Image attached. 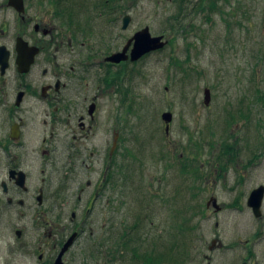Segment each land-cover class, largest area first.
<instances>
[{
    "label": "flooded vegetation",
    "instance_id": "obj_1",
    "mask_svg": "<svg viewBox=\"0 0 264 264\" xmlns=\"http://www.w3.org/2000/svg\"><path fill=\"white\" fill-rule=\"evenodd\" d=\"M118 3H96L94 15L83 20L69 0H0V264L117 262V219L125 212L118 174L132 166L135 154L133 147L124 149L113 108L106 111L113 118L104 120V102L113 104L117 86L148 56L131 60L133 35L122 49L115 43L117 25L121 21L128 32L124 20H132ZM126 47L127 61L108 60ZM232 139L223 140L219 156L224 162L219 158L217 173L209 179L217 184L234 177L235 184L227 185L234 190L244 186L242 177L257 164L244 158L238 168L236 155L245 138L237 145ZM245 144L248 152H258ZM208 187L207 211L219 216L228 206L216 186ZM261 188L239 191L230 205L234 210L246 206L259 226L242 242L250 249L243 264L255 255L256 235H263L264 190L260 211L248 203ZM129 230L140 231L141 223ZM215 237L211 250L223 246Z\"/></svg>",
    "mask_w": 264,
    "mask_h": 264
},
{
    "label": "rangeland",
    "instance_id": "obj_2",
    "mask_svg": "<svg viewBox=\"0 0 264 264\" xmlns=\"http://www.w3.org/2000/svg\"><path fill=\"white\" fill-rule=\"evenodd\" d=\"M104 1L69 4L85 20ZM211 1L217 5L212 13ZM118 6L132 17L128 32L121 21L117 25L119 49L145 27L153 36L165 35L169 44L129 71L113 104L104 102V120L113 118L106 112L113 108L124 149L133 147L135 154L132 166L118 174L125 211L117 219L119 236L141 223L140 231L129 232L116 264H207L208 258L212 264H243L250 249L242 242L259 226L245 203L239 210L230 205L239 191L264 185V0H120ZM168 112L173 118L167 132ZM232 136L234 145L245 138L236 155L238 168L244 158L257 164L234 190L227 186L234 177L217 184L209 179L217 173L223 140ZM247 142L258 152H248ZM208 186H216L228 206L219 216L207 211ZM260 223L264 227V220ZM215 236L223 246L211 250ZM255 238V255L247 264H264V230Z\"/></svg>",
    "mask_w": 264,
    "mask_h": 264
},
{
    "label": "water",
    "instance_id": "obj_3",
    "mask_svg": "<svg viewBox=\"0 0 264 264\" xmlns=\"http://www.w3.org/2000/svg\"><path fill=\"white\" fill-rule=\"evenodd\" d=\"M131 18L127 16L124 20V28H127V25L130 23ZM134 41L133 49L131 52V60L138 61L141 59L145 54L158 51L163 49L168 43L167 41L164 42L163 36H152L150 33L149 27H145L143 30L134 34L133 39L131 42ZM127 47L122 53L114 54L113 57L108 58L109 61L120 63L128 59L126 56ZM211 102V92L209 89L205 91V104L209 105ZM173 116L170 112L163 114V119L167 124L166 131L168 132L170 129V122L172 121ZM263 188L253 192L249 203V206L253 207L255 213L259 210L262 204V196H263Z\"/></svg>",
    "mask_w": 264,
    "mask_h": 264
},
{
    "label": "trees",
    "instance_id": "obj_4",
    "mask_svg": "<svg viewBox=\"0 0 264 264\" xmlns=\"http://www.w3.org/2000/svg\"><path fill=\"white\" fill-rule=\"evenodd\" d=\"M212 2V1H211ZM215 2V1H214ZM212 2L210 5V8L208 11H210L211 13L214 11V9L217 7L216 2L214 3ZM264 101V99H263ZM130 236V233L128 231L123 232L122 235L120 236L121 240H120V249L121 247L125 244V242L127 243V241L125 239H127ZM150 261V260H149ZM149 261H145V263H150V264H155L156 262L151 260Z\"/></svg>",
    "mask_w": 264,
    "mask_h": 264
}]
</instances>
